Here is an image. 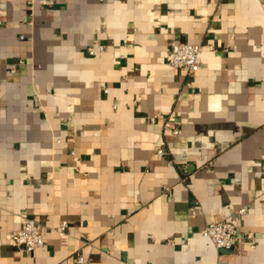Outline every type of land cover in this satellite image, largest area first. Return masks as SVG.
<instances>
[{
    "label": "crops",
    "instance_id": "0c3cea01",
    "mask_svg": "<svg viewBox=\"0 0 264 264\" xmlns=\"http://www.w3.org/2000/svg\"><path fill=\"white\" fill-rule=\"evenodd\" d=\"M52 1L0 0V264H264V0Z\"/></svg>",
    "mask_w": 264,
    "mask_h": 264
},
{
    "label": "built area",
    "instance_id": "2783aa9c",
    "mask_svg": "<svg viewBox=\"0 0 264 264\" xmlns=\"http://www.w3.org/2000/svg\"><path fill=\"white\" fill-rule=\"evenodd\" d=\"M41 6H51L52 0H38ZM102 50V46H98ZM200 45L189 42L173 41L170 45V54L168 58L169 65L174 69H185L188 75H192L198 69V55L200 53ZM89 54H93L90 49ZM173 133H177L173 129ZM245 209H238V213H244ZM67 222L62 220L57 226V233L61 243L67 241ZM200 234L209 239V241L219 249H232L235 247L238 239L236 226L228 220H213L206 223ZM10 242L20 249L31 252L44 245L43 234L36 221L30 218H25L19 228L8 233ZM77 262H83V258L78 256Z\"/></svg>",
    "mask_w": 264,
    "mask_h": 264
}]
</instances>
